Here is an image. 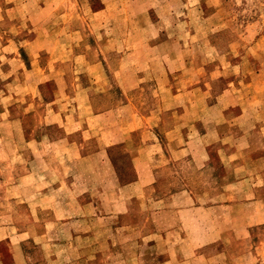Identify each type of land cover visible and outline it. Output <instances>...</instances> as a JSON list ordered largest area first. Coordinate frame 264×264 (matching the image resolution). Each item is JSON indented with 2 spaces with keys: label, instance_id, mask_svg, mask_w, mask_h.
Returning a JSON list of instances; mask_svg holds the SVG:
<instances>
[{
  "label": "rangeland",
  "instance_id": "1",
  "mask_svg": "<svg viewBox=\"0 0 264 264\" xmlns=\"http://www.w3.org/2000/svg\"><path fill=\"white\" fill-rule=\"evenodd\" d=\"M0 264H264V0H0Z\"/></svg>",
  "mask_w": 264,
  "mask_h": 264
}]
</instances>
